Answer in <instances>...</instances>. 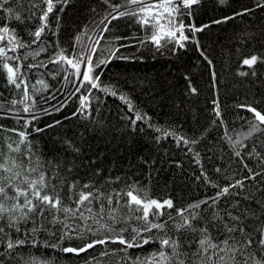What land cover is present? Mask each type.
Instances as JSON below:
<instances>
[{"label": "trees", "instance_id": "16d2710c", "mask_svg": "<svg viewBox=\"0 0 264 264\" xmlns=\"http://www.w3.org/2000/svg\"><path fill=\"white\" fill-rule=\"evenodd\" d=\"M256 2L257 0H224L221 3L220 0H201L194 17L193 15L181 17L185 24L194 23L197 27L209 25L195 34L199 48L192 42V34L186 32L190 39L184 48L178 49L174 44H167L157 51L151 43L143 46L139 44V40L145 37L146 32L134 20L122 18L112 22L111 30L104 33L105 39L107 37V40L116 37L126 39L111 42L102 55L96 53L94 61L105 59L110 50L118 47L120 51L117 57L128 59L113 58L106 66L102 65L96 71L100 75L102 86L126 95L137 111L146 114L147 121H139L135 128L127 119L134 118V113L128 111L127 105L118 96L96 89L92 90L89 97V107L85 113L88 116L87 120L77 116L79 113L73 115L79 107V94L69 100L60 111H55L54 109L74 90L71 81L76 78L71 75L73 70L65 65L69 74V82L65 86L66 73L59 65L48 64L47 68L41 67L35 75L34 85L38 88L36 81L43 79L49 85L48 89L34 92L29 88L36 101L34 111L39 117L34 126L28 127L35 134L28 140L33 145L36 155L44 161L71 164L74 169L73 177L94 179L100 183H104L108 178L115 180L116 177H120L121 179L112 185L116 188L139 177L143 185L152 192L171 194L178 203L213 193V187L205 184L202 179H196L202 167L212 181L219 185L243 179L247 171L240 162L241 158L234 155V150L224 138V134L227 129L228 134L236 140L240 138V134L248 130L247 120L251 119L253 114L238 106L251 104L264 113V63L255 66L257 71L255 77L251 75L242 77L237 74L240 62L245 56L264 55V7L257 8ZM11 3L10 0L9 4ZM27 6L28 0H23V8ZM60 7L57 5L49 17V24L56 35L42 36V40L49 45L47 51L36 60H32L31 57L23 60V64L41 61L47 63L59 49L66 50L69 55L84 51L82 39L79 42L76 40V36L82 33L91 34L94 39L99 38L100 29L96 25L107 7L102 0H70L62 13ZM244 9L252 11L236 15ZM13 10L23 13L22 18L27 16L18 2L13 6ZM57 15L60 17L58 29ZM229 17L231 18L226 19ZM11 23L15 28H20L16 30V34L24 42L31 43L34 37L30 36L29 32L35 31L39 20H25L24 23L12 20ZM150 31L151 29L148 34ZM122 44L128 46L120 47ZM36 47L37 45H32L33 49ZM27 51L30 49H21L16 55H22ZM201 52L204 53L203 56ZM209 60L212 62L211 65L208 63ZM25 70L31 69H23ZM243 70L248 71L246 67ZM57 72L59 74L53 78V74ZM213 72L216 73L215 86ZM189 85L197 89L195 94L191 93ZM3 89L0 87V104L3 105V108H0L2 126L0 133L4 131L7 134L10 133L6 131L10 121L5 115L6 110L10 108L8 103L13 99H19L22 92L11 87V93L9 91L4 93ZM82 93L89 95L86 89L82 90ZM213 101L219 102L224 125L213 123L216 120ZM45 109L48 114L44 112ZM57 121L59 123H56ZM23 123L24 121L19 122L22 128ZM165 124L179 137L197 141L196 144H191L193 151L190 155L184 149L175 148L171 143L156 139L151 130L157 127L162 133L161 125ZM35 128L43 131L37 132ZM237 130H240L239 135H236ZM16 141L18 140L13 139V146ZM243 143L247 145L246 149L237 146L235 150L241 151L242 158L249 167L256 169L257 159L250 158L247 153L256 146L258 151L264 154V147H260L264 144V135H259V138L253 136L243 140ZM70 144L78 148L79 152H74L69 147ZM21 150V154H11L18 161L23 159L22 153L27 150L26 146L21 145ZM0 152L5 154L8 152L7 144L1 139ZM197 152L200 164H197L194 158ZM216 168H220L221 171L216 172ZM97 170L100 175L94 176ZM235 191H241L246 195L255 192V186L252 181H245V188ZM256 196L257 199L261 198L260 193H256ZM241 203L248 202L242 200ZM252 206L257 207L255 204ZM66 223L81 235L73 234L72 239L61 240L63 224L53 226L39 218L36 220V227L39 229L36 232L31 231L33 228L31 220L21 222L19 232L15 229L5 230L13 240L22 239L29 233L30 238H33L32 243L39 240L37 247L46 264L64 262L59 255L61 253L52 254L48 250L49 241L60 239V247L82 244L84 246L85 242L102 239L108 235L97 231L94 235L85 231L83 222L75 219H69ZM122 226L121 224L116 227L119 229ZM95 228L93 225L94 230ZM125 235L130 238L132 233L129 231ZM150 245L128 249V256L131 257V260H128L123 252L111 254L117 247L123 246L108 244L110 260L103 264H132L136 257L143 259L145 252L152 253L156 250ZM5 248L6 244H0V253L5 256L4 260L0 259V264H26V261L32 259L31 251L6 252ZM99 250L105 251V247L96 245L79 255L65 254L72 260L81 261L84 256H91Z\"/></svg>", "mask_w": 264, "mask_h": 264}, {"label": "snow or ice", "instance_id": "6c2138e0", "mask_svg": "<svg viewBox=\"0 0 264 264\" xmlns=\"http://www.w3.org/2000/svg\"><path fill=\"white\" fill-rule=\"evenodd\" d=\"M11 2L20 3L21 10L26 12L27 16L22 18L13 8L5 7L10 0H0V12L7 13L9 19L14 17L20 23H24L25 20H39L35 31L29 32V35L34 37L31 43L24 42L9 24H0V79L6 80L8 86L22 92L19 99H13L10 103L16 112L17 122L24 120L25 129L34 126L33 122L39 117L33 114L36 101L30 94L29 82L25 79L23 69L47 68L48 64L59 65L60 69L66 73L64 80L67 86L69 74L64 67L66 65L73 70L71 75L76 78L71 81L74 90L59 107L54 109L55 111H60L69 100L79 94V107L73 115L85 114L89 107L90 94L96 89L118 96L127 105L128 111L134 113V118L127 119L135 128L139 121H147L146 114L137 111L126 95L118 94L112 88L102 86L100 75L96 71L102 65L106 66L113 58L128 59V57H117L120 51L118 47L110 50L105 59L94 61L98 46L105 39L104 33L111 30L112 22L122 18L134 20L146 32L145 37L139 40V44L143 46L151 43L157 51L167 44H174L178 49L184 48L190 39L186 32L192 34V42L199 48L195 34L209 27V25L197 27L194 23L185 24L181 19L183 16L191 17L193 7L201 0H121L120 3L102 0L107 7L104 9L105 14L96 25L100 29L99 38L94 39L88 36L92 43L86 50L69 55L66 50L59 49L47 63L41 61L25 65L23 60L29 57L36 60L47 51L49 45L42 40V36L56 35L49 24L50 14L54 12L57 5L61 6L59 10L62 13L70 0H28L27 8H23V0H11ZM220 2L223 3L224 0ZM256 7H264V0H257ZM93 11L96 10L93 9ZM251 11L252 9H244L236 15L248 14ZM2 19L3 17H0V20ZM56 20L58 29L59 15ZM221 22L215 21V23ZM149 29H151L150 34H148ZM82 35L76 36L78 42L82 39ZM116 39L126 38L116 37ZM32 45L37 47L33 49ZM127 46L120 45V47ZM21 49H30V51L16 55ZM201 55L203 56L204 53L201 52ZM205 59H207L206 56ZM208 63L211 65L212 62L209 60ZM258 63H264V55L252 54L244 57L237 74L242 77L257 76L255 66ZM245 67L248 71L243 70ZM58 74V72L53 74V78ZM212 76L215 86L216 73L213 72ZM36 84L39 85L38 88L36 85L31 86L34 92L45 91L49 87L43 79L37 80ZM189 87L191 93L195 94L197 89L191 85ZM84 89L89 95L82 93ZM213 104L216 117L213 123L218 122L224 125L219 102L213 101ZM17 105L20 107L16 108ZM238 107H244L247 112L253 114L252 118L247 120L248 130L240 134V138L233 140L226 129L224 138L234 150V155L241 158L240 162L247 171V175L243 179H236L234 182L221 186L214 183L202 167L196 179H202L205 184L215 188L217 190L215 195L181 208H176L172 199L160 201L149 198L146 193L141 195V191L134 184L125 185L123 188L112 187L121 179L120 177H116L115 180L108 178L104 183L94 179L82 182L79 178H73L74 169L71 164L63 165L55 161H44L36 155L33 145L28 140L30 133L8 129L7 131L15 133L19 139L15 142V146L13 143H7L6 154L0 152L2 157L0 162V244H6V252L25 245V240H13L5 229H15L19 232L21 222L26 223L31 220L33 222L31 231L36 232L39 230L36 227L37 218L53 226L63 224L64 231L60 239H72L73 234L77 236L81 234L71 228L66 221L75 219L83 222L85 231L95 235L96 231L103 230L108 235L102 239L91 240L79 248L61 247L59 250L64 253L79 255L93 249L96 245H101L105 247V251L100 255L107 256L110 254L107 245L119 244L123 247L113 250L111 254L117 251L123 252L126 258L131 260L128 249L142 248L144 245L156 242L159 244L158 249L143 259L136 257L132 264H264V154L258 151L256 146L247 153L250 158L257 159V168L253 169L242 158L241 151L235 150L237 146L247 148L243 140L264 135V113L250 105ZM0 108H3L2 104ZM21 112L31 118L24 119L19 115ZM44 112L48 114L47 109ZM52 126L48 125V127ZM35 131L39 132L43 129L35 128ZM164 135L169 136L173 133L166 132ZM159 139L160 137H157V140ZM177 142L185 146L197 143L195 139L189 140L185 137H178ZM21 145H25L27 150L22 153L23 159L18 161L11 154H21ZM69 147L74 152H79V149L71 144ZM260 147H264V144ZM192 151L193 149L188 147V152ZM194 158L196 163L200 164L198 152L195 153ZM220 171V168H216V172ZM93 175L99 176L100 173L97 170ZM245 181L253 182L255 192L245 195L241 191H235L243 190ZM256 193L261 194L260 199H257ZM242 200L248 203L242 204ZM253 204L257 207L254 208ZM125 209L127 215L123 214ZM165 209L173 211H165ZM165 216L167 219L161 220V217ZM121 224L123 226L117 229L116 226ZM93 225L96 226L95 230ZM129 231L132 233L130 238L125 235ZM47 246L57 247V245ZM92 260H96V257H92ZM26 264H46V262L33 257L26 261Z\"/></svg>", "mask_w": 264, "mask_h": 264}, {"label": "bare ground", "instance_id": "6f19581e", "mask_svg": "<svg viewBox=\"0 0 264 264\" xmlns=\"http://www.w3.org/2000/svg\"><path fill=\"white\" fill-rule=\"evenodd\" d=\"M120 2H121V0H113V3H120ZM12 5L14 6L15 3H11L9 5H6V7L13 8ZM198 5H195L193 7V10H192L193 11V17H194V14L197 13V6ZM15 11H17V10H15ZM17 12L22 16L23 13H20L19 11H17ZM0 17H3V19L0 20V24L7 23V24H9V26L11 28H14L15 30L20 29V28H15V25L13 23H11L12 20H15L14 17L11 18V19H9L7 13H4V12H0ZM82 34H83L82 35L83 49L86 50L87 49V46L92 43V41H90L88 39V36H91V34H88V33L87 34L86 33H82ZM107 38L104 41H101V44L98 46L97 53H100V55H102L103 52L106 50V48L109 47L108 45L111 42L119 41L116 38H113V39L110 38L108 40H107ZM40 70H41L40 68H32L31 70H25L24 71V73H25V79L29 82V88L31 90H32V87L31 86L34 85L35 75ZM0 87L1 88H4L3 89L4 93L7 92V91H9L10 93L12 92L11 89H10L11 87L7 85V82L4 79H0ZM8 105H9L10 108L6 110L5 115L8 118H10V121H9V125L6 126V131L8 129H17L19 131H27L28 133H30V135H29L28 138H30L31 136L34 137L35 134H34V132H33L32 129H28V128L25 129V128H22L21 127V125L19 124V122L20 121H24V120L22 119L19 122H17L16 112L13 109L12 104L11 103H8ZM246 105H250V106L255 107L256 109L260 110L259 108H257L256 106H253L251 104H246ZM33 114L37 116V114L35 113V111L33 112ZM19 115L23 116L24 119H30L31 118L29 115L24 114L22 112L19 113ZM77 116H80L82 119H86V120L88 119L87 118L88 116L86 114H78ZM34 122H33V125H34ZM45 127H47V126H45ZM161 127H162V133H160L159 131H156V129H158L157 127L154 128L153 130H151L156 135V139H157V137H160V139L158 141H165L167 143H171L175 148H179V149H182V150L184 149V150H186L185 152L190 155V152H188V147H190L191 144L188 145V146H185L183 143H178L177 142V138L179 136L171 130V127H169L166 124L165 125H161ZM42 128H44V127H42ZM3 132L0 133V139L3 142H5V144L12 143L13 142V139H15V140H18L19 139L15 135V133H13L11 131H7V132H10V133H7V134L5 132H4L5 133L4 134ZM166 132L173 133V135L165 136L164 133H166ZM0 162H2V158H0ZM26 162L27 161H25V163ZM73 178H79V177H76L75 176ZM79 179L82 182H87L88 181V179H82V178H79ZM133 184L136 185L137 189H139L141 191V195H144L146 193L149 198L157 199V200H160V201L165 200V199H172V201H173V203H174V205H175L176 208L186 207L190 203H193L195 201L204 199V198H206L208 196H213V195H215V193L217 191L215 188H213V191H212L213 193L205 194V195L203 194V195H201V197H196V198H193V199H189V200L183 201L182 203H178V202H176V200L174 199V197L171 194H161V193L159 194V193H156V192H152V190L150 188L145 187L143 185V182H142L141 178H139V177H136L135 179H132L131 181H129V183H122V186H119L118 188H123V187H125V185H133ZM220 185L221 186H224V185H226V183H221ZM165 211H173V210H171V209H165ZM123 214L124 215H127L128 214L126 209L123 210ZM164 219H167V216L161 217V220H164ZM97 232L102 233V234H107L103 230H100V231H97ZM153 234L155 235V233H153ZM30 236H31V234L29 233L24 238H22V240H25V242H26L25 245L13 249V252H17V251H25V252L31 251V252H33L32 253V258L33 257H37V258H40L41 260H44L45 258L40 255L41 252H39V249L37 247V243L39 242V240L37 242H35V243H32L33 238H30ZM34 244L36 246H34ZM48 244L49 245H57L56 248L49 247L48 250L51 251L52 254L61 253L59 255L61 256V258L64 259L63 264H86V262H90V264H103V263L108 262V260H110V258L108 257V255L107 256H101L100 253L103 252V251L102 250H99V251L95 252L93 255L91 254V256H88V255L87 256H84L83 257V260H81V261H75V260L70 259L64 252H62V251L59 250L61 248L60 247V245H61V240L60 239H55L53 241H49ZM149 244H151L150 247L153 246L156 249L159 248V244L156 243V242H152V243H149ZM149 244L144 245V246L146 247ZM63 247H66V246H63ZM117 249H119V248L117 247ZM150 253H151L150 251H147V252H145V254H143V256L144 257H147ZM92 257H96V260H92ZM0 259L1 260H4L5 259V256L4 255H0ZM54 264H56V262Z\"/></svg>", "mask_w": 264, "mask_h": 264}, {"label": "rangeland", "instance_id": "374dc122", "mask_svg": "<svg viewBox=\"0 0 264 264\" xmlns=\"http://www.w3.org/2000/svg\"><path fill=\"white\" fill-rule=\"evenodd\" d=\"M240 134V130H237L236 131V135H239ZM163 201V200H162Z\"/></svg>", "mask_w": 264, "mask_h": 264}]
</instances>
